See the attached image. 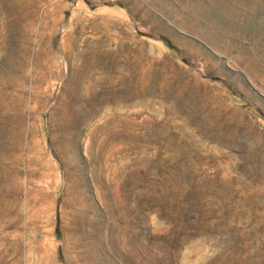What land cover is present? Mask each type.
Here are the masks:
<instances>
[{"label": "rangeland", "instance_id": "374dc122", "mask_svg": "<svg viewBox=\"0 0 264 264\" xmlns=\"http://www.w3.org/2000/svg\"><path fill=\"white\" fill-rule=\"evenodd\" d=\"M0 264H264V0H0Z\"/></svg>", "mask_w": 264, "mask_h": 264}]
</instances>
